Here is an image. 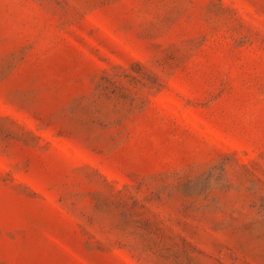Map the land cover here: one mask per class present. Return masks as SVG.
Segmentation results:
<instances>
[{
  "label": "rangeland",
  "instance_id": "1",
  "mask_svg": "<svg viewBox=\"0 0 264 264\" xmlns=\"http://www.w3.org/2000/svg\"><path fill=\"white\" fill-rule=\"evenodd\" d=\"M0 264H264V0H0Z\"/></svg>",
  "mask_w": 264,
  "mask_h": 264
}]
</instances>
